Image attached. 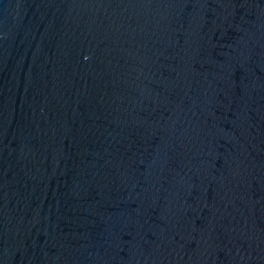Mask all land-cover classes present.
<instances>
[{
  "label": "water",
  "instance_id": "obj_1",
  "mask_svg": "<svg viewBox=\"0 0 264 264\" xmlns=\"http://www.w3.org/2000/svg\"><path fill=\"white\" fill-rule=\"evenodd\" d=\"M0 264H264V0H0Z\"/></svg>",
  "mask_w": 264,
  "mask_h": 264
}]
</instances>
